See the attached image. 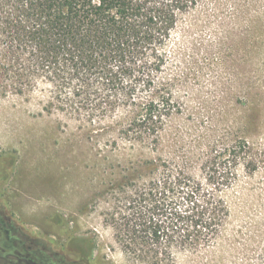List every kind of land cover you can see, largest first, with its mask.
<instances>
[{"label":"rangeland","instance_id":"374dc122","mask_svg":"<svg viewBox=\"0 0 264 264\" xmlns=\"http://www.w3.org/2000/svg\"><path fill=\"white\" fill-rule=\"evenodd\" d=\"M167 51L160 81L180 104L157 146L132 145L110 119L89 125L61 111L48 113L38 91L27 97L0 93V264H80L67 244L72 236L95 239L100 264H144L122 251L105 219L115 185L128 188L134 173L143 186V160L153 157L178 160L203 177L211 150L240 142L247 143L255 166L242 158L227 189L232 213L225 238L199 255H179L173 264L259 263L264 0H197Z\"/></svg>","mask_w":264,"mask_h":264},{"label":"trees","instance_id":"16d2710c","mask_svg":"<svg viewBox=\"0 0 264 264\" xmlns=\"http://www.w3.org/2000/svg\"><path fill=\"white\" fill-rule=\"evenodd\" d=\"M196 4L0 0V93L27 97L38 91L48 113L61 111L89 125L110 119L132 145L157 146L180 104L160 81L167 48ZM240 144L211 150L203 177L178 160L153 157L143 160V186L134 173L128 188L115 185L105 219L122 251L144 264H173L179 255L219 245L232 213L226 192L236 182L240 160L255 166L247 143ZM67 244L80 264H100L92 237L72 236Z\"/></svg>","mask_w":264,"mask_h":264}]
</instances>
